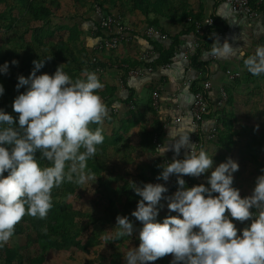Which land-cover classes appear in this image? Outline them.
Instances as JSON below:
<instances>
[{
  "label": "clouds",
  "instance_id": "obj_1",
  "mask_svg": "<svg viewBox=\"0 0 264 264\" xmlns=\"http://www.w3.org/2000/svg\"><path fill=\"white\" fill-rule=\"evenodd\" d=\"M218 45L213 55L236 54L237 49L228 42ZM50 59L33 60L30 75L17 78V91L27 86L12 104L18 116L0 109V247L11 240L25 215L47 217L54 188L66 181L85 185L97 179L87 171V162L105 139L102 125L108 109L98 95L104 85L95 72L86 69L84 78L73 80L63 65L52 75H37ZM243 64L252 76L264 75V45H258ZM8 70L9 62L0 65V74ZM4 91L0 84V96ZM93 124L98 127L92 129ZM182 148L190 149L185 158L161 166L156 178L167 182L176 175L174 194L164 195L168 188L161 183L143 187L133 183L132 189L141 199L131 216L142 227L139 246L126 252L125 264H148L168 254H172L170 264H264V169L255 180L252 194L242 198L239 189L232 186L238 162L229 157L212 170V156L204 148L197 150L189 135L174 134L171 150L179 155ZM157 150L163 157L170 149L168 145ZM40 161L48 166L42 167ZM209 170V186H186L183 176L199 177ZM162 200L169 212L178 215L157 222L164 207ZM233 220L251 223L238 235ZM116 227L118 238L132 236L135 231L128 216L118 215Z\"/></svg>",
  "mask_w": 264,
  "mask_h": 264
},
{
  "label": "rangeland",
  "instance_id": "obj_2",
  "mask_svg": "<svg viewBox=\"0 0 264 264\" xmlns=\"http://www.w3.org/2000/svg\"><path fill=\"white\" fill-rule=\"evenodd\" d=\"M169 1L171 2L169 10L175 11V13L179 11L178 14H186L188 12L194 13L199 9V6L202 7L201 9L203 12L207 9L206 3H201L202 0ZM32 4L37 7L43 6L51 9L49 23L43 27L40 32V40L46 47L44 54L41 56L42 60L51 56V52L55 50V47L59 42H68L69 34L73 28H76V30L80 29V33H78V39L76 40V43L78 44L70 46L74 49V53H76V55L78 54L77 57H80L81 63L84 62L87 65V62L92 59L94 55H96L100 61L114 55L110 52L111 50L108 51L103 49L101 51H96V37L90 35L92 28V20L90 18L92 16L93 8L97 6L96 0H34ZM116 5L117 8L126 5L124 7L123 15L127 25L132 26L135 24L136 27L142 24L147 25L145 17L142 16L140 12L135 11L131 6V2L128 0H121L120 2H117ZM0 10H2V14H0V57L5 56L7 52H15L19 56L18 59H15L13 56V59L18 63L13 66L9 64L7 74H0V82L4 86L5 91L7 89L10 90V87H12V90L10 91L13 94V98H10L9 103L10 106H12L15 97L21 94L25 86L17 91L16 83H12L9 80V74L14 75L15 80H17L18 83L17 74L21 60L25 58L28 59L29 56L34 55V53L38 54V51L36 50L38 43L34 38L33 30L40 27L42 23L30 21L27 16L26 7H24L19 0H0ZM110 10L113 11V13H117L116 8L110 7ZM227 12L232 19L235 18V15L230 13L231 11L227 10ZM178 14H176L177 18ZM152 18L153 17L150 16V19ZM162 22H164L163 19ZM234 23H236V21L232 24ZM232 24L228 26V30L225 33L228 35L230 41L236 39L237 34L235 35V30H238L236 26H234V30ZM9 26H11V28L5 32L4 28H8ZM80 41L85 46V54L80 52ZM135 45L136 43L132 46ZM249 47L250 46H247V48L239 50V55L235 60V62L238 63L237 65L242 68L241 73H245L244 77H247L245 78V81L242 79L235 84L237 100L231 104H227V109L234 110V113L226 118L228 122L226 123L227 125L225 124L224 128H222L223 124L218 122V131L224 134V136H229L230 134L234 135V133H237L239 136H237L238 138L234 136V139H232V141L230 139L229 142L222 139L220 142L208 143L210 146L208 155L210 157L212 156L213 159L212 170H214V168L220 163L225 162L229 157L238 162L239 170L233 173L232 186L239 189L240 195H245L244 197L252 194L255 180L262 174L261 169H264V75L262 78L261 76H252L245 69L243 60L247 55L253 54L256 49V46L254 49ZM43 48L44 47H41L42 50ZM130 49L132 50V48ZM241 52L245 55L241 56ZM134 55L135 54H133V57ZM51 62L52 60H46L45 66L37 75L44 73L52 75L55 73L59 65H63V68L68 66V63L61 62H57V66H53ZM0 65H3L2 62H0ZM86 65L83 64V66H78L71 64L67 68H72V70L76 72L78 71V67L86 68ZM107 74V84L111 87L117 86L119 92L122 94H120L121 97H126L128 93L125 92L124 94V87L120 89V75L118 74V76L115 77L114 74H116V72H107ZM155 76L157 77L158 74L155 73L152 77L155 78ZM250 76L251 81L247 82V78ZM24 77L27 78V75ZM78 77L81 79L84 78L83 73H78ZM162 79L163 78L160 77L161 82ZM155 80L158 84L160 83L159 80ZM135 81L139 83V80H131L128 84L130 83L132 88L137 87L135 94L139 95L137 93L140 91L141 98L139 99L140 101H138L137 107L133 109V115H128L127 119L132 117V120H135L136 123L129 128L127 134L122 135L123 137L118 144L108 143L109 146L105 152H100L97 149L96 155L91 158V160L95 162V165L99 167L101 172L99 178L103 183L109 188L116 189L121 196L123 195L125 197L130 190H133V183L142 187L138 181L140 176L148 179L153 184H164L169 191L170 181L168 180L165 182L163 180H157L156 178L162 171L163 165L173 161V159L167 157V152L161 157V152L158 150L156 151L155 146L148 148L141 144L143 134L150 132L152 126L155 127V121L164 125L168 120L163 118L165 115L164 113L162 114V110H165V112L169 111L170 114L172 111L171 109H168L166 105L173 104V102L168 98H164L162 106L160 105V113H155L151 103V95H149V92L154 90L150 91L148 89L149 92L148 90H143L141 87H138L139 85H134L136 83ZM173 83L175 86L177 81L174 79ZM211 85L212 90L213 87L217 85L212 78ZM148 86H150V84H146V87ZM191 86L188 89H191ZM240 89H244L243 92H241ZM188 92H191V90ZM121 97L119 96L116 101L113 98L108 99V101L102 99L106 106L110 103L111 108L113 107L115 110L117 109L115 118V122L117 121V123L114 122L115 124L109 125L106 123V120L103 122V134H106L107 136L112 135V130H119L118 120L124 118V115L126 114L124 112L126 110H123L124 107L118 109L122 106L119 104V102H121ZM111 108L110 110L108 109V116L112 113ZM14 113L15 112L12 109L9 110V114L12 116H14ZM170 116L173 117L171 114ZM94 125L95 124H93V126ZM220 128H222V130ZM178 130L179 127L173 128L170 130L169 134H174V132L176 133ZM178 133L180 134V131H178ZM159 137H161L164 142L167 141V139L165 140V133L159 132ZM226 144L227 146H225ZM163 146L161 148H163ZM183 150L184 148L182 151ZM253 150H258L260 153L253 155ZM210 174L211 170L205 174V186H209L207 184V177L210 176ZM69 183L76 186L74 193L68 195L64 191L62 185L59 188H54L51 194L52 204H61L63 209L74 218V228L81 230V235L78 240H80L81 243L90 241L91 247L89 248V253H75L72 258L65 252L52 250L44 264H125L124 255L126 252L131 248L139 246L140 241L138 236L142 224L134 217L129 218L135 228L133 235L118 238L116 233L119 229L116 227V216H114V213L117 212V215L125 216L122 212V204L124 201L117 202L114 207L110 208L107 201L102 197L104 189L103 186H100L99 179H96V181L95 179L90 180L85 185H79L75 182ZM124 185H128L127 188L130 190L125 191ZM140 199L141 197L138 196L136 203ZM161 203L164 204V207L159 212L157 222H162L168 215H178L175 212H169L166 201H161ZM134 210H136V208L131 212ZM18 244L19 239L11 238L6 245L16 247ZM171 260L172 254H168L154 262H148V264H170Z\"/></svg>",
  "mask_w": 264,
  "mask_h": 264
},
{
  "label": "trees",
  "instance_id": "obj_3",
  "mask_svg": "<svg viewBox=\"0 0 264 264\" xmlns=\"http://www.w3.org/2000/svg\"><path fill=\"white\" fill-rule=\"evenodd\" d=\"M24 7H26L27 10V16L30 21L34 22H41L42 24L40 27L35 28L33 30L34 32V38L38 43V46L36 47V50L38 51L37 53H34V55L29 56L28 59H22L20 62V67L17 76H25L27 77L30 75V72L33 69V60H42V55L44 54V51L46 49L45 45H43V42L40 40V32L49 23V19L51 17V9L48 7H43V6H36L33 3L34 0H19ZM97 1V6L99 7L105 14H111L113 11L110 10L111 8H116L117 9V14L124 20V6H121L120 8H117L116 3L120 2L121 0H96ZM131 2V6L135 11L140 12L142 16L145 17V20L147 22L148 26L154 27L156 29H159L162 33L166 34L165 28L160 24L161 20H169L173 25H180L183 26V31L180 33L178 36H174L170 38V42H168V48L159 54L157 60H153L151 62H146V63H140L139 61L135 60V58H131L130 56H126L125 54H121V50H124L125 48H133L135 46H132L137 42L135 39V43L133 42V39L131 37L128 38V41L125 43L124 41L121 42L117 48V50H111L110 52L113 53V56H109L107 59H103V61H100L96 55L93 56L92 59H90L86 63L80 61V57H77L76 53H74V49L71 47L76 43V40L78 39V33H80V29L73 28V30L70 32L69 37H68V42L61 41L59 42L55 50L51 52V56H48L52 60V65L57 66V62L61 63H68V66L72 65H80L83 66V64L86 65V68H79L78 71L74 72L72 68H67L68 66H65L63 68V71L67 73L73 80L78 79V73H84V70L86 69L89 72H95L98 75V78L100 79L101 83L104 85L103 89L98 92V95L104 99V101H108V99H118L119 96L121 97V93L119 92V88L117 86H109L106 82L107 79V72H116L115 77L120 75L119 77V85L120 89L124 87V94L125 92L128 93L126 97H121V102H119L120 107H124L123 110L126 114L124 115V118L118 120V125H119V130L115 131L112 130V135L107 136L104 134V142L103 144L97 146L98 151L100 152H105L107 147L109 146L108 143L112 144H118L119 141L122 139V135L127 134L129 131V128L133 126L136 121L132 120V117L127 119L128 115H133V109L137 107L138 101L141 98V92L139 91V95H136V90L137 87L132 88L130 86L131 80H139V83H136L134 85H139L138 87L142 88L143 90H154L149 92V95H151L153 92H158L159 95H161L159 91L160 83L161 80L159 79L160 83L155 80L152 76L157 73L158 78H160L161 72L158 71V68L161 65H165L168 63H171L174 61L175 57L177 56L176 50L177 48H180L182 44L185 42V39L189 35L194 34V28L192 26L187 25L186 21L189 16L192 15L191 12H188L186 14H178L179 11L175 13V11H170V6L171 2L169 0H128ZM250 1V6L257 10L258 12L260 11V8L263 9L264 5L262 6H257L256 3L258 0H249ZM109 6H108V5ZM108 7H107V6ZM170 11V14H169ZM0 14H2V10H0ZM178 14V18L177 15ZM176 15V16H174ZM188 15V16H186ZM150 16L153 18L150 19ZM92 20V28H91V36L96 37V40L99 42L103 39H105L104 32L99 28L98 22L96 20L95 16V9L93 8L92 10V16L90 18ZM213 26L208 27L205 29L203 32L202 36H198L199 40L201 41L202 47L196 50V54L192 57L191 59V64L192 67L197 71L200 69H205L208 68V63L207 62H201L200 60V55L201 52L204 51L206 53H210L213 51V48H215V43L212 38L213 35H222L226 31V26L225 24L218 18V17H213ZM11 25V24H10ZM5 27V26H4ZM138 26L137 28H139ZM11 28L9 26L8 28H4L5 32L8 31ZM82 32V31H81ZM136 34H133V38L135 37ZM70 43V44H68ZM123 43V44H122ZM151 43V42H150ZM80 52L86 53V50L84 49L85 46L84 44L80 41ZM71 45V46H70ZM185 45V43H184ZM41 47H44L43 50ZM88 54V52H87ZM13 56L15 59H18V54L13 52L5 54V56L0 57V62L4 64L5 62H9L10 65L11 62L14 60ZM2 59V60H1ZM13 66V65H12ZM186 66V65H185ZM151 67L154 69V74L152 75H146L140 78H130L128 77V72L130 70H134L139 68L142 71H146L147 68ZM41 71V70H40ZM40 71L38 73H40ZM186 72V70H185ZM37 73V74H38ZM9 80L12 83L17 84V80H15V76L12 74H9ZM113 77V76H112ZM155 80L154 82H152ZM1 84V82H0ZM146 84H150V86L146 87ZM26 87L24 90H22L21 93L26 91ZM156 89H153V88ZM10 90H12V87H10ZM9 89L5 91V93L0 96V109H3L5 112L9 114V110L12 109V106H10V98H13V94ZM191 92H189V97L192 98V92L195 91V86H191ZM189 91V90H188ZM213 93V91H212ZM121 94V95H120ZM218 98L219 99V93ZM162 97V95H161ZM159 96V102H158V109H154L155 113H159L160 111V105L162 106L163 99ZM229 97V96H228ZM229 99V98H228ZM209 100L211 102V107L212 103H216L212 99V94L209 96ZM213 100V101H212ZM152 103V100H151ZM191 103V101H190ZM131 105L132 109H129L128 106ZM11 107V108H10ZM111 104L109 103L107 105V109L110 110ZM114 108H111V114L105 119L106 123L109 125L117 123L115 122L116 118V112ZM120 109V108H118ZM117 111V109H116ZM180 114L183 117V122L188 123V127L191 130L192 134L195 132V128L189 126L190 119V106L189 107H184L183 109L178 108ZM154 112V111H153ZM18 116L17 113H14V118ZM206 116L205 118H207ZM205 118L203 121L199 123L198 128L200 129V126L202 125V122H204ZM115 122V123H114ZM92 129H95L98 127V125H92L90 126ZM163 125L160 124V122L155 121V127L152 126L150 128V132H147L143 134L142 137V145L144 147H154L155 139L160 140L159 137V132H162L164 129L162 128ZM213 129V134H212V139L210 142L218 137V131L215 128ZM211 130V129H210ZM209 131L207 132V134ZM203 135L199 133L198 135L196 134L198 138V143L199 145L196 147L197 150L200 148H203V143L206 142L205 138L206 135ZM190 138V136H189ZM209 142V141H208ZM260 153L258 150H253V155H256ZM186 150L185 154L183 156L184 159L186 155ZM37 157L39 158V153L37 154ZM41 166H48L46 161H40ZM87 171L90 172L91 174L94 175L97 179H99V184L100 186H103L104 189V194L102 197L107 201L108 206L110 208L114 207L117 202H122V212L124 213L125 216H128L131 218V211L136 208L137 203L136 199L138 198V195H136L135 191L128 189V185H124L125 191H129L127 193V196H121V194L118 193L116 189L109 188L107 185L103 183V181L99 178L101 172L99 170V167L95 165V162L91 159L88 160L87 162ZM183 179L186 181V186L187 187H192L200 184H206L203 181H198V177H191V176H183ZM139 183L142 185L146 183H151L148 179L144 178L143 176L139 177ZM64 191L68 194L71 195L74 193L76 186L73 184H70L69 182H65L62 184ZM178 185L175 182L172 186H169V191L165 193L164 195H171L174 194L177 191ZM216 195V194H214ZM243 198V197H242ZM163 201V200H162ZM114 216H118L117 212L114 213ZM176 216V215H172ZM114 220V219H113ZM112 221V220H111ZM109 221V222H111ZM237 226H239V221H237ZM249 225V224H248ZM247 226V225H246ZM238 229V227H237ZM239 232V231H238ZM240 232L238 233V235ZM81 235V230L75 229L74 228V218L70 216L62 207L61 204L54 203L52 204L51 209L48 212V215L45 219H39V218H34L28 215H25L22 220L17 223L15 226V232L12 238H17L19 239V244L16 247H10L8 245H4L3 247H0V264H44L47 259L48 255L52 250H56L58 252H65L67 253L71 258L74 256L75 253H83L87 254L89 253V248L91 247L90 241H85L84 243H81L79 239ZM40 249V251H39ZM111 262V261H110ZM113 264V263H110Z\"/></svg>",
  "mask_w": 264,
  "mask_h": 264
},
{
  "label": "crops",
  "instance_id": "obj_4",
  "mask_svg": "<svg viewBox=\"0 0 264 264\" xmlns=\"http://www.w3.org/2000/svg\"><path fill=\"white\" fill-rule=\"evenodd\" d=\"M206 3V10L205 12H203V10L201 9L202 7L199 6V9L196 10V12L192 13L191 18L198 20V21H203L206 19H212L214 16L218 17L226 26V31L222 34V35H213L212 38L214 40L215 43V47H218V43L222 46L225 42H228L230 44L231 47H233V49H237L236 54L231 55V56H218L217 61H215L214 63L208 61V53L202 51L201 55H200V60L201 62H207L208 63V70L210 71V75L212 80L215 82V84H217L215 87H213V93H212V99L214 101L217 100L218 98V89L220 87H223L224 89H226L227 91V95L229 96L228 101L225 105V107L223 109L220 110H215V103H212V107H211V115H209L207 118H205L204 122H202V125L200 126L199 129V133L205 135L207 134V132L212 129L215 128L217 129V131L219 130L218 128V122L223 124V127H225V124L228 122V120H226L227 117H229L230 115H232L234 112V110H228L227 109V104L228 103H232L235 102L236 99V83H238L239 81H241L242 79L245 81L244 77L245 73L243 75V77L241 79H238L234 82H229L226 77H225V71L226 70H234V71H242L241 67H239V65H237L238 63L235 62L237 56L239 55V50L241 49H245L247 48V46H250L249 48L254 49L255 46L257 47L258 45H264V8L261 9L259 11V15L257 18L254 19H249L244 17L241 14H236L233 12H230L231 14L233 13L235 15V18L232 19L230 17V15L228 14V11H231L230 8L224 3L223 0H202L201 3ZM208 4V6H207ZM226 9H224V8ZM193 10V9H192ZM227 18V19H225ZM164 22H162L161 20V25L165 28L166 30V34L171 38L174 36H178L180 35V33L183 31V26L180 25H173L169 20H163ZM169 21V22H167ZM234 24H232L233 22H235ZM126 23V22H125ZM168 23V24H167ZM232 24L234 30L235 27H237L238 30H235V35H236V39L234 41H230L229 37L227 34H225L228 30V26ZM146 24H142L140 25L141 27H143ZM169 26V27H167ZM132 27H136L135 24L132 25ZM243 33V34H242ZM194 36L193 35H189L186 37L185 39V45L190 44V42L193 40ZM218 42V43H217ZM150 42H147L145 40L142 39H138L136 42L135 47L131 49L129 48H125V50H121V54L122 55H126V56H130L131 58H135L136 55L138 56V54L144 50L145 48H147V44H149ZM184 43L182 44V46L184 45ZM153 44V43H152ZM151 44V45H152ZM167 45V43L165 44ZM181 47V46H180ZM137 48V49H136ZM239 51V52H238ZM133 54L134 57H133ZM242 59V58H240ZM186 70V72H185ZM263 75H261L262 78ZM160 77H162V82L160 83V86L162 88V90L160 92L161 95L160 97L164 100V98H168L170 101L173 102V104H168L166 105V107H168V109H171L172 112H170L171 115H173V117L170 116L169 111L162 110V114L164 113L165 116H163L164 119H168L164 125H163V129L165 131H162V133L166 134L165 140L167 139V141H163L162 138L160 137V141L162 143L163 148L166 147L168 145L169 149L167 151V157L169 159H181L183 158L184 154H185V149L182 151V149L180 150L179 155H177L173 150H171V143L174 142V134H177L178 131H180V134L183 135H189L191 136V130L188 127V123L184 122L181 124H174L173 123V118L178 114L177 110L178 108L183 109L184 107H189L190 106V101H191V97H189V92L188 88H190L185 82L187 80H189L191 78V76H189V73L187 72L186 66L183 62L180 61V59L178 57H175L172 67L170 68V70H168L166 73L161 72ZM155 79L159 80L160 78H158V76H155ZM174 79L177 81V84L174 86ZM251 81V76L247 78V82ZM160 82V81H159ZM234 83V84H233ZM245 89V88H244ZM244 89H240L241 92H243ZM189 100V101H188ZM212 100V101H213ZM120 109L122 107H119ZM160 113V111H159ZM158 113V114H159ZM227 125V124H226ZM177 126V127H174ZM190 126V125H189ZM179 130L176 131V133L174 132V134H169L170 130L173 128H178ZM222 128H220L222 130ZM253 131V130H252ZM234 136L237 137L239 136L237 133L230 134L229 136H224V134H222L220 131H218V137L217 139H215L214 141L212 140L211 142H220L222 139H225V141L229 142L230 139L232 141V139H234ZM238 138V137H237ZM176 139H179V136L176 137ZM210 142V141H209ZM208 141L203 143V148L206 150V152L208 153L209 151V143ZM209 143V144H208ZM242 145V144H241ZM227 146V144L225 145ZM243 147V146H241ZM172 155V156H171ZM206 174V173H205ZM205 174H203V179L202 181L204 183H206V176ZM242 195V194H241ZM243 198L245 195H242ZM241 196V197H242ZM226 215H228V213L226 212ZM237 223V220H233ZM238 225V224H237ZM238 227V231L242 230L243 228L247 227L246 225H241L239 224ZM240 232V231H239ZM238 232V233H239Z\"/></svg>",
  "mask_w": 264,
  "mask_h": 264
},
{
  "label": "built area",
  "instance_id": "obj_5",
  "mask_svg": "<svg viewBox=\"0 0 264 264\" xmlns=\"http://www.w3.org/2000/svg\"><path fill=\"white\" fill-rule=\"evenodd\" d=\"M224 3L230 8L231 12L236 14H241L246 18L254 19L257 18L259 12L253 9L250 6L249 0H223ZM257 6L264 5V0H258L256 3ZM95 16L98 22L99 28L104 32L105 39L101 41H97L95 43V50L101 51L106 49L117 50L119 44L121 42H127L128 38L131 37L135 42V39L145 40L147 42H151L147 44V48L142 50L135 60L140 63L151 62L153 60H157L159 54L164 52L168 45L166 43L170 42V37L167 34L162 33L159 29L154 27L144 25L143 27H132L125 23V21L117 14H105L99 7H94ZM187 25L192 26L194 28V38L188 45H183L180 48H177L176 54L180 61L186 65L187 72L191 78L187 80L185 83L190 87L191 85L195 86V91L192 92V98L190 103V119L189 125L195 128V132L197 135L199 134V123L203 121L206 116L211 115V102L209 100V96L212 94V85H211V75L208 68L195 70L192 67L191 59L196 54V50L202 47L201 41L198 36H202L203 32L206 28L213 26V19H206L203 21L195 20L191 17L187 18ZM133 34H136L133 38ZM153 43V44H152ZM152 44V45H151ZM214 49V48H213ZM208 61L214 63L218 59V55H213L212 51L208 53ZM173 61L171 63L161 65L158 68V71L166 73L172 67ZM154 69L151 67L147 68L146 71H142L139 68L132 69L128 72V77L130 78H140L146 75L154 74ZM225 77L229 82H234L243 77L241 71L234 70H226ZM162 88H159L161 91ZM219 99L215 103V110L223 109L228 101V95L226 89L220 87L218 89ZM159 93L153 92L151 100L152 106L154 109H158L159 102ZM128 108H132L131 105ZM115 112H117L115 110ZM177 115L173 118L174 124H181L183 122V117L180 114L181 112L177 111ZM196 134H192L190 136V142L192 144H196V147L199 145L198 138ZM213 129L209 130V133L206 135L205 141H210L212 139ZM155 149L157 151V147H162V143L160 140L155 139ZM190 149L186 150L188 153ZM203 174L198 177V181H202ZM177 180L176 175H171L169 179V186H172ZM235 225L237 223L233 221ZM242 225H248L251 221L240 222Z\"/></svg>",
  "mask_w": 264,
  "mask_h": 264
}]
</instances>
